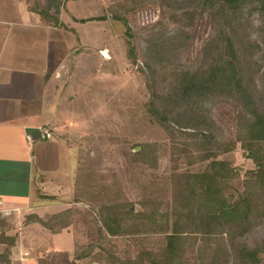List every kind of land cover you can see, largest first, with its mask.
Wrapping results in <instances>:
<instances>
[{
  "label": "rangeland",
  "instance_id": "obj_1",
  "mask_svg": "<svg viewBox=\"0 0 264 264\" xmlns=\"http://www.w3.org/2000/svg\"><path fill=\"white\" fill-rule=\"evenodd\" d=\"M109 1L105 7L106 15L111 18V15L124 14L129 34L125 32L126 26L118 21L111 24L112 38L102 36L109 22L85 19L88 10L79 0L75 9L80 18L74 24L75 33L80 46L87 48L89 44L95 53L87 54L81 50L78 58L73 59V81L67 82L65 76L62 77L64 81L56 78L57 90L50 84L45 94V111L40 116L52 121L48 129L53 139L38 149L33 163L45 169L43 177L57 171L49 177L44 191L55 203L54 207L47 209L50 215L47 219L46 211L39 209V218L46 223L57 219L58 223L65 219L70 223L53 234L43 221H31L23 229L21 227L19 230L24 238L14 251L13 263L9 264H123L127 257L129 264H136L137 253L141 252L138 240L141 232L140 236L135 231L129 237L121 234L113 237L103 231L100 236L99 205L108 206L113 201L121 205L131 202L138 210L143 200L158 198L162 202V211L172 201L170 175L174 168L180 172L187 167L184 162L177 166L173 158L180 154L179 149L185 144L195 143L196 136L180 135L175 131L170 135L148 113L146 104L152 96L150 91L163 93L162 90H168L169 82L159 63L154 65L155 73L151 74L145 65V54L147 42L154 35L173 37L182 30L188 36L181 41L177 51H169L173 38H165L166 47L162 51L171 53L168 55L171 56V67L176 64L196 66L203 42L213 34L210 10L201 5L190 6L188 0ZM187 11L193 14L186 15ZM241 21L247 27L248 37L258 40L257 12L246 6ZM103 46L108 49L98 51L97 48ZM131 55H134L133 60ZM167 68L170 67L167 65ZM255 82L260 87L258 78ZM203 104L202 112L211 122L207 129L212 138L209 148L218 158L231 160L239 175L233 186L241 189L245 171L254 169L255 164L235 141L238 106L231 98L220 96ZM222 142L232 144L233 149L220 152ZM143 146L146 155L139 162L134 154L140 153ZM199 153L194 150L195 155ZM204 164L197 159L191 168H205ZM66 210H71L69 215ZM18 225L22 223L1 224L4 229L6 226L16 229ZM2 228L0 231H4ZM244 241L251 246H263L264 250V222L254 227ZM104 249H115L118 255L115 263L97 259L106 257ZM81 252L84 254L77 256ZM182 257L185 264H209V258L198 252L196 246H187ZM260 260L259 264H264V251Z\"/></svg>",
  "mask_w": 264,
  "mask_h": 264
},
{
  "label": "trees",
  "instance_id": "obj_2",
  "mask_svg": "<svg viewBox=\"0 0 264 264\" xmlns=\"http://www.w3.org/2000/svg\"><path fill=\"white\" fill-rule=\"evenodd\" d=\"M187 2L190 6L207 7L213 26V34L201 46L196 66L176 64L171 67V56H168L171 53L162 51L166 47L165 40L171 38L174 41L169 51H177L188 36L182 30L173 37L154 35L147 42L145 54V65L151 74L155 73L154 65L159 63L169 82L168 90H162L163 93L150 91L152 96L146 104L148 113L170 135L175 131L196 136L195 143L185 144L173 158L177 166L184 162L187 167L180 172L174 168L170 175L172 201L162 211L158 198L143 200L138 210L131 202L100 204L98 233L101 236L105 231L109 236L129 237L135 231L141 232L138 239L141 252L137 253L136 264H185L182 256L187 246H196L198 252L209 258V264H259L263 246L248 245L244 238L264 222V0ZM246 6L258 14L260 24L255 27L258 40L248 37L247 27L241 21ZM123 15L111 17L126 26L125 32L129 34L128 21ZM128 43L131 45L130 41ZM257 78L260 87L255 82ZM149 87L152 88L150 84ZM216 96L231 98L237 104L235 141L255 164L254 169L245 171L241 189L233 186L239 175L231 160L218 158L209 148L212 138L207 129L211 122L202 112L203 103ZM194 133L196 135H192ZM195 149L201 153L195 155ZM231 149L232 144L222 142L220 145V152L227 153ZM145 150L143 146L140 153L134 154L139 162L143 161ZM197 159L205 162V168H191ZM66 211L68 215L71 212ZM69 223L67 219L58 223L57 219L46 224L55 232ZM100 236L98 238L102 239ZM12 243L11 239L1 252L0 261L7 259ZM104 252L106 257L97 259L116 262L115 249H104ZM127 263H130L129 257L123 262Z\"/></svg>",
  "mask_w": 264,
  "mask_h": 264
},
{
  "label": "crops",
  "instance_id": "obj_3",
  "mask_svg": "<svg viewBox=\"0 0 264 264\" xmlns=\"http://www.w3.org/2000/svg\"><path fill=\"white\" fill-rule=\"evenodd\" d=\"M82 1L88 10L84 18L108 21L102 36L112 38L111 24L119 20L106 15L110 1ZM78 2L0 0V228L3 223H22L16 229L6 226L0 231V254L13 240L10 254L0 264L13 263L14 251L24 238L19 229L31 221L42 222L41 208L47 219V209L55 204L44 191L57 169L43 177L45 169L33 162L38 149L53 139L48 129L52 121L40 118L50 84L57 90L56 78L73 81V59L81 50L95 53L89 44L84 48L78 42L74 26L80 18L75 9ZM55 156L58 164L57 152ZM63 229L48 230L53 234Z\"/></svg>",
  "mask_w": 264,
  "mask_h": 264
}]
</instances>
